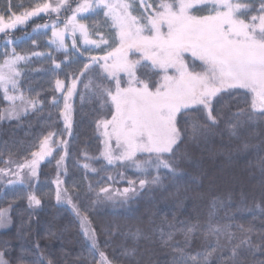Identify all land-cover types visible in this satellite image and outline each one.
<instances>
[{"label": "trees", "instance_id": "obj_1", "mask_svg": "<svg viewBox=\"0 0 264 264\" xmlns=\"http://www.w3.org/2000/svg\"><path fill=\"white\" fill-rule=\"evenodd\" d=\"M33 2L11 0L14 10L18 4L27 7ZM49 2L56 3L57 0ZM82 2L69 0L71 9ZM135 3L138 9L139 0ZM8 4L9 0H0V10L7 11ZM71 9L62 10L58 20L56 13H41L9 30L7 35L0 33V63H3L5 52L14 50L27 56V60L17 64L21 73L17 77L20 91L41 102L37 110H29L15 119L0 120V146H11L12 158L22 162L26 155L31 158L28 149L37 150L34 145H38L49 131L62 133V138L68 142L65 159L59 168L57 160L63 155L61 148L53 157L40 163L31 188L27 183L10 185L8 180L15 179L11 176L0 182V209H7L9 218V223L0 227V250L5 251V259L9 264H21L18 258L23 256L24 264H32L36 257L44 256L45 264L49 259L53 264H98L99 252L103 251L110 260L114 259V264H129V259L122 253L125 249H135L131 264H174V258L178 264V249H183L186 256L201 253V259L206 251H212L217 237L209 234V226H230L237 236L242 234V227H250L252 232L248 234L259 244L264 237V164L261 163L264 161V117L252 113L250 95L245 91H238L243 93L239 96L224 94L216 104L221 118L211 129L198 121L200 130L194 133L191 124L186 125L183 120L196 117H178L182 138L171 157L175 174L161 169L158 184L146 183L141 188L139 180L150 181L151 176L157 174L154 169L145 177L130 163L124 166L117 162L109 166L102 158L96 159L100 157L103 145L95 122L102 118L101 113L107 115V109L101 108L90 95L82 99L83 84H78L72 99L71 129L64 128V119L60 115L64 96L55 91V80L79 75L90 56L104 55L101 49L108 47L79 43L80 35L76 33L77 47L81 49L77 51L72 47L73 37L68 32L65 33L67 51L57 50L55 44H49L53 22L64 28ZM103 12L82 15L81 22L90 29L99 26L100 33L111 40L115 32L103 26L108 19ZM92 38L99 40L100 36L93 35ZM86 48L90 51H83ZM33 51L43 55L33 56ZM53 60L61 63L60 69L55 68ZM194 65L200 67L196 61ZM139 71L142 74L148 70ZM95 72H100L98 66ZM157 77L152 79L155 81ZM53 97L58 101L56 106H53ZM9 107L10 102L0 91V112L6 113ZM236 113H240V119L233 121L237 127L232 129L229 120ZM249 114L254 118L249 120ZM84 153L92 159L86 160ZM7 158L5 151L4 159ZM85 163L96 171L85 169ZM58 174L63 182L61 191L67 189L80 209L79 216L67 203H57L54 181ZM129 181L134 184L130 185ZM101 188H108L112 193H122L125 188L135 191L129 192L127 197L114 195L109 199L107 193L100 192ZM29 192H36L41 198L39 207H29ZM82 217L87 218L83 227ZM192 226L195 230L186 234V229ZM85 230L96 234L95 261L89 253L91 242L85 237ZM138 230L141 235L134 239L131 234ZM161 231L171 232L172 238L169 240L165 235L162 241ZM220 243L226 245L227 239L221 238ZM224 254L229 255L230 250ZM218 255L214 254L209 264H220ZM244 256L242 264H264V253L251 255L245 252ZM186 264H192V261L187 260Z\"/></svg>", "mask_w": 264, "mask_h": 264}, {"label": "snow or ice", "instance_id": "obj_2", "mask_svg": "<svg viewBox=\"0 0 264 264\" xmlns=\"http://www.w3.org/2000/svg\"><path fill=\"white\" fill-rule=\"evenodd\" d=\"M94 8L104 10L103 14L108 19L103 22V26L115 32L111 40L100 33L99 26L90 29L81 22L79 14ZM68 9H71L69 0H57L56 3L34 0L27 7L18 4L14 10L9 0L7 11L0 10V33L7 35L9 30L41 13H56L58 20L61 11ZM139 9L143 11L137 10L135 0H83L71 9L64 28L53 22L49 44H55L57 50L67 51L65 33L68 32L73 37V49L81 51L75 39L79 32V43L96 48L108 46L101 49L104 55L90 56L79 75L55 80V91L64 96V108L60 115L64 119L65 130H70L69 100L78 84H83L85 92L81 94L82 99L90 95L101 108L107 109V115L101 113L102 118L95 122L103 145L100 157L96 159L102 158L109 166L117 162L124 166L130 163L145 177L150 176L154 169L157 174L151 176L150 181L144 178L139 180L143 188L146 183L160 182L161 169L175 174L171 157L182 138L178 126L181 120L178 117L195 116L196 119L183 120L184 124H191L194 133L200 130L198 121L211 129L221 118V113L216 109L218 101L223 99L224 94L243 95L234 91L241 89L251 97L252 113L264 117V0H139ZM205 11L207 14H196ZM93 35H99L100 39H93ZM137 53L135 59L130 55ZM32 55L43 54L33 51ZM189 57L192 58L191 65ZM27 59V56L14 50L4 53L3 63H0V91L3 92V98L10 102V107L6 113L0 112V120L18 118L29 110H37L41 103L20 91L17 77L21 73L17 64ZM195 61L203 66L199 72L193 70ZM53 64L56 69L61 68V63L53 60ZM96 66L100 69L99 73L95 72ZM140 69L148 71L141 74ZM153 76H159L160 79L154 81ZM52 103L53 106L58 104L55 97ZM253 118L251 114L248 115L249 120ZM239 119L240 113H236L229 120L232 129L237 127L233 121L239 122ZM62 135L56 131L43 135L38 145H34L37 150L28 149L31 158L26 155L22 162L12 158L14 153L11 146H0V165H4L0 167V182H3L4 177L11 176L15 179L8 180L10 185L27 183L31 188V181L37 177L40 163L47 157H53L62 146L66 151L68 142ZM5 151L7 159H4ZM84 156L86 160L92 159L87 153ZM64 159V155L59 157L58 168ZM261 163L264 164V161ZM83 167L96 171L88 163ZM54 183L57 185V203H67L79 216L80 209L73 203L67 189L61 191L63 182L59 174ZM129 184H134V181H129ZM134 191V188H125L122 193H112L108 188L100 189L101 193H107L109 199L114 195L127 197L129 192ZM27 200L29 207L41 205V198L36 192H29ZM86 219L82 217V227ZM7 223L8 210L0 209V227ZM194 230L195 226L188 227L186 234ZM240 232L242 234L237 236L230 226H209V234L217 237V244L212 251H206L201 259V253L186 256L183 249H178V264H186L187 260H191L192 264H209L210 258L216 253H219L220 264H242L245 252L251 255L264 253V237L256 244L248 234L252 232L250 227H242ZM84 234L91 242L89 253L95 261L94 250H98L96 234L88 230ZM131 235L138 239L141 233L138 230ZM165 235L169 240L172 238L171 232L165 234L161 231L162 241ZM221 238L227 239L226 245L220 243ZM229 250L230 254L225 255ZM99 255L98 264H114V259L110 260L103 251ZM122 255L131 264L135 249H125ZM5 256V251L0 250V264H9ZM18 259L24 264L23 256ZM32 264H45V257H36ZM48 264H53L51 259ZM174 264H177L176 258Z\"/></svg>", "mask_w": 264, "mask_h": 264}, {"label": "rangeland", "instance_id": "obj_3", "mask_svg": "<svg viewBox=\"0 0 264 264\" xmlns=\"http://www.w3.org/2000/svg\"><path fill=\"white\" fill-rule=\"evenodd\" d=\"M100 10H103V9H92V10H90L89 12H85V13H81V14H79V16L80 17H82V15H85V14H88V13H93V12H97V11H100ZM138 11H143L142 9H137ZM104 11V10H103ZM205 13H206V11H205ZM138 14V13H137ZM207 14V13H206ZM78 33V35H80L79 34V32H77ZM86 46H90V47H93L94 45H86ZM131 55V57L133 58V59H135L137 56H138V53L137 54H130ZM189 59H191V60H189V63H190V65L191 64H193V62H192V58L191 57H189ZM196 62H198L199 64H200V62L199 61H196ZM202 65L200 64V67H193V70L194 71H197V72H199V71H201V69H202ZM160 79V77L158 76L157 78H156V80H159ZM155 80V81H156ZM234 91H244V90H234ZM74 94H75V92L73 93V95H72V97L70 98V100H69V104H70V111H69V115H70V121H71V117H72V99H73V96H74ZM64 108V107H63ZM110 118V117H109ZM113 144H114V142H113ZM61 151L63 152V155L65 154V148L62 146L61 147ZM139 155V154H138ZM48 158H50V157H47L46 159H48ZM45 159V160H46ZM123 191V190H122Z\"/></svg>", "mask_w": 264, "mask_h": 264}]
</instances>
